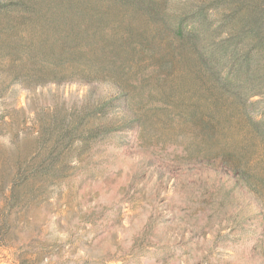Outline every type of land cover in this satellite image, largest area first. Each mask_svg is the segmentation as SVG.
I'll list each match as a JSON object with an SVG mask.
<instances>
[{"label": "rangeland", "instance_id": "1", "mask_svg": "<svg viewBox=\"0 0 264 264\" xmlns=\"http://www.w3.org/2000/svg\"><path fill=\"white\" fill-rule=\"evenodd\" d=\"M214 1L0 0V264H264V83L177 32Z\"/></svg>", "mask_w": 264, "mask_h": 264}, {"label": "trees", "instance_id": "2", "mask_svg": "<svg viewBox=\"0 0 264 264\" xmlns=\"http://www.w3.org/2000/svg\"><path fill=\"white\" fill-rule=\"evenodd\" d=\"M263 2L264 0H216L208 4L207 6L215 9L222 4L227 5L223 7L225 12L219 15L223 26L240 13L239 24L225 27L226 37L213 41L209 48L197 45L201 42L204 25L209 21L205 6L201 5L190 11L198 25L193 24L190 29H185L180 20L177 26L180 39L191 42L196 49L197 59L204 73L216 79L226 93L239 102L262 94L260 89L264 83ZM218 31H221L220 28L212 32V35L216 37ZM257 85H260L259 88ZM251 123L264 140V116L259 121ZM7 230V224H2L0 234Z\"/></svg>", "mask_w": 264, "mask_h": 264}]
</instances>
